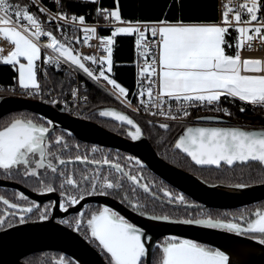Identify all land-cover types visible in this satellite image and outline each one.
Segmentation results:
<instances>
[{
  "label": "snow or ice",
  "instance_id": "6c2138e0",
  "mask_svg": "<svg viewBox=\"0 0 264 264\" xmlns=\"http://www.w3.org/2000/svg\"><path fill=\"white\" fill-rule=\"evenodd\" d=\"M181 0H172L165 5L164 18L155 21L124 20L121 15L120 0H115V7L107 9L97 7V17L103 18L115 26L110 35L99 37L101 48L106 55H81L71 46V40L66 35L62 42L52 31L45 30L39 13L48 17V22L57 21L58 30L64 35L59 21L71 24L74 31L83 33V42L88 43L96 35V27L86 24L85 15L58 11L52 13L47 8L31 0V3H15L13 0H0V62L11 65L18 73V84L23 94L33 98L42 96L41 84L37 79L36 61L41 60L42 47L58 55H47L46 63L70 62L94 81L101 78L111 85L119 96L127 98V89L115 79L106 75L113 69V44L118 34L135 35L137 56L143 59V65L137 62V88L139 104L145 111L155 109L151 115H160L167 120L186 119L191 115L189 108H205L210 111L223 112L231 116L227 108L220 107L221 97L238 99L253 106L264 107V60L242 58V51L251 50L254 40L264 43V0H222L219 22L188 20L177 17L167 19L173 3L180 6ZM60 4V0H55ZM87 3L98 4L99 0H87ZM232 29L236 33L234 42L228 40ZM152 40H148V35ZM41 37L46 38L41 43ZM158 38V39H157ZM77 43L79 37H74ZM228 49H234L229 52ZM150 57V59H149ZM22 61H26L22 62ZM87 62L97 65L93 69ZM76 90L72 95L76 96ZM146 97V99H145ZM86 99V98H85ZM55 104L57 101H50ZM129 104L131 101L128 102ZM175 104V112L173 111ZM245 109L240 108L243 112ZM101 116L113 117L115 120L127 123L135 129L130 133L133 140L141 137V129L127 115L116 111H101ZM198 120L217 118L198 117ZM151 123V122H150ZM54 123L34 121L23 115L13 116L0 123V170L6 178L13 175L22 178H33L42 193L56 191L54 184L59 181L61 196L64 201L58 204L61 211L67 212L70 206L80 203L86 195L109 196L120 190L119 182L127 178L133 185H139L145 193H150L148 184H141L137 175L124 172L119 163H113L107 158L89 160L87 156L77 155L74 161L84 164H94L97 168L91 173L81 172L79 179L75 173H68L69 163L62 155L53 151V144L60 149L67 148L63 136L51 138V128ZM159 127L168 129L169 124L160 123ZM175 148L187 154L196 165L220 167L221 163L259 165L264 174V129L245 130L241 127H203L185 126V131L175 141ZM96 151V149H93ZM133 160V157H128ZM140 164L139 160L135 161ZM108 165L109 169L120 173L116 180L109 175H101L100 166ZM261 182H264L262 180ZM70 186L75 194H66L63 189ZM236 187H246L244 184ZM135 191V189H132ZM166 196L171 193L165 192ZM20 201L28 202L23 193L18 194ZM177 199L181 203L184 197ZM0 201L9 209L18 210L21 215L19 222L25 223L26 215L39 211L40 206L34 201L24 206L10 202L4 197ZM133 211L150 220L169 221L168 215H149L139 199L133 201L127 195L123 197ZM171 202V200L169 201ZM255 218L245 220L243 224L232 221L213 219L211 216L203 219H184V224H196L210 229H223L240 235L251 234L264 244V211H256ZM49 218L48 208L40 212L39 219ZM235 219V218H234ZM84 222V213H79L75 221L76 230H80ZM5 220L0 218V225ZM60 223L67 224V220ZM85 236L90 242H96L102 253L106 254L108 264H148L150 237L142 227L130 222L119 212L109 207H101L92 211L86 222ZM160 256L155 254L151 264H230L229 256L220 249L210 248L194 240L180 239L176 236L166 237L157 246ZM63 264V261H61Z\"/></svg>",
  "mask_w": 264,
  "mask_h": 264
},
{
  "label": "trees",
  "instance_id": "16d2710c",
  "mask_svg": "<svg viewBox=\"0 0 264 264\" xmlns=\"http://www.w3.org/2000/svg\"><path fill=\"white\" fill-rule=\"evenodd\" d=\"M13 2L30 4L31 0H13ZM37 3L48 10L55 9L52 0H37ZM169 3H172V0H120L121 15L124 20L155 21L164 18V14L166 12L165 5ZM60 5L61 9L70 15H85L89 18L90 15L96 12L95 9L97 7L113 9L115 7V0H99L98 4H90L87 3V1L80 0H60ZM31 10L36 12L39 18L44 21V25H47L48 17L46 14L39 13L34 7ZM177 17H180L185 21L196 20L216 22L218 20V0H181L180 6H177L173 3L171 11L167 12V19L174 20ZM63 32L64 35L55 31L56 37L62 42L66 43L67 41L64 40V36L66 35L69 37V40H71V46L77 52L76 45L74 43V37L76 35H70V33L67 31ZM229 32L231 34L226 38L234 42L236 33L231 29H229ZM101 33L110 35L111 30H102ZM228 51L231 53L234 51V49H228ZM136 58L137 53L135 46V36L123 34L117 35L113 44V69L110 73V77L115 79L121 86L127 89L128 98H131L136 87V68L134 65ZM44 66L47 74L50 77L53 89L58 95V102L55 104L51 103L45 95L39 98H34V100H39L53 106L59 105L63 107L68 114L81 118H87L96 114L97 112L99 113V110L103 108H114L126 112L113 98H111L99 88L88 83L86 93L89 96L90 101L88 105L81 109V114H78V110L70 108L66 103V98L70 94L75 83L74 75L71 72L58 70L54 62L44 63ZM17 77L18 73L11 65L0 64V97L21 96L17 91ZM39 78L41 77L38 76V79ZM42 85L43 91L46 93L49 88V83L42 82ZM11 91L14 92L12 93ZM220 102L226 105L229 108V111L232 113L231 116L225 117L227 121L241 125L243 127L264 128V110L262 107H245L242 101H239L238 99L233 100L232 98L225 99V97H221ZM241 107L245 109L243 112L240 111ZM17 115H23L32 118L33 120L45 122L42 118L33 113L16 112L0 119V123H3L11 117ZM98 115H100V113ZM130 116L140 126L144 136L151 143L152 147L160 158L174 167L193 174L201 181L209 185L221 184L226 186H235L238 184L250 186L264 183L261 182L264 180V174H262L259 165L256 164L242 165L238 163L234 167L223 166L220 169L199 168L174 146L175 141L182 134L184 128L169 127L168 130H163L162 128L155 125H149L145 121L132 115ZM98 121H100L104 128L111 130L112 132H116L119 129L125 128L124 126L110 119V117L101 116ZM54 135H57V132ZM54 138L55 136L52 137V139ZM77 155L87 156L89 160L107 158L113 163H119L127 173H131L133 175L141 174L144 180H152L153 183H155V186L158 188H165L168 186L175 191L174 188L166 184L162 179L154 175L149 170L135 165L136 162L134 163L133 160L128 159V157L132 156L122 153V151L102 149L98 147L92 154L87 152V150L84 152L76 151V153L70 151L64 152V157L67 159H74ZM74 169L77 170L79 175L81 172L91 174L95 170L94 168L83 167L81 165H75ZM110 172V178L116 180L120 177V173L115 172V170L100 169L101 175H109ZM2 173L3 171L1 170L0 177ZM119 182L123 185L121 189L126 190L128 198L133 201L139 199V202L145 206V211L154 215H168L170 220L175 222H179L184 219H203L207 218L208 216H211L213 219L226 220L228 215L235 217L237 216L240 220L245 212L252 210V208L256 207L257 205L264 204L263 201L258 204H253L248 207L234 210H189L159 202L153 199L151 196L146 195L145 193H142L140 190L136 189L125 178L121 179ZM133 188L135 191L132 190ZM1 229L3 228L0 227V230ZM154 254L158 260L160 256L158 247H156ZM59 257H63L64 259L71 261L68 257L62 255L59 252L46 251L29 255L23 259V262L26 264H59L61 263V261L58 259ZM71 264H74V262L71 261Z\"/></svg>",
  "mask_w": 264,
  "mask_h": 264
},
{
  "label": "water",
  "instance_id": "95a60500",
  "mask_svg": "<svg viewBox=\"0 0 264 264\" xmlns=\"http://www.w3.org/2000/svg\"><path fill=\"white\" fill-rule=\"evenodd\" d=\"M99 89L110 96L105 89L101 87H99ZM101 111H116L127 115L137 126H139L127 112L114 108H103L99 110V112ZM16 112H29L45 119L46 121H53L54 127L49 126L52 129L51 135L56 129L64 130L79 141L103 148L122 151L134 156L141 162V167L149 170L162 179L166 184L193 201L191 204L174 205L178 208L189 210H234L264 201V183L250 185L243 188L221 184L209 185L196 176L170 165L159 157L151 143L144 136L140 126L139 128L142 133L141 137L138 140H133L130 133H134L135 129L127 123L115 120L113 117H110V119L127 127V137L115 134L93 122L70 115L59 105L53 106L39 100L22 97H0V119ZM199 122L219 124L217 126L203 127H226L221 126V124L226 123V120L220 118L199 120ZM243 129L261 130L264 128ZM181 153L191 160L187 154L183 152ZM72 164H82L97 168L94 164H84L79 161L72 162ZM224 165L225 164L221 163L220 167L209 165L197 166L203 169H220ZM235 165L236 164L225 166L234 167ZM103 168L109 169L108 165L100 166V169ZM123 171L125 172L124 169ZM129 182L132 184L131 181ZM134 186L145 193L143 188L139 185ZM0 187L16 189L39 204L47 201L52 196L49 194H36L17 183L1 179ZM145 194L151 195L153 198L160 200L156 195L152 194V192ZM89 203H100L112 208L130 222L143 228L147 236L150 237V240L148 241V247L150 248L148 264H151L153 250L158 241L161 238L171 236H176L180 239L194 240L211 248L220 249L229 256L230 264H264V244H260L255 239L217 229L205 228L196 224L150 220L147 217L133 212L107 196L83 199L76 207L67 211L63 216L66 214L78 213L85 204ZM56 211L57 210L55 209L51 219L19 223L0 230V264H26L23 262L25 257L46 251L59 252L68 257L75 264H108L99 251L96 250L81 234L55 220L56 218L62 217V215H59Z\"/></svg>",
  "mask_w": 264,
  "mask_h": 264
},
{
  "label": "built area",
  "instance_id": "2783aa9c",
  "mask_svg": "<svg viewBox=\"0 0 264 264\" xmlns=\"http://www.w3.org/2000/svg\"><path fill=\"white\" fill-rule=\"evenodd\" d=\"M52 2H53L54 7H55L54 10H50L52 13H56L58 11L65 12L61 9L60 4L55 3V0H52ZM221 3H222V0H218V20L216 22H219V20H220V14H221V10H222L220 7ZM65 13H67V12H65ZM67 14L69 16H71L69 13H67ZM59 24L62 26L63 31H67L70 33V35H76L75 37L80 38L79 43H77L74 39V43L76 45V49H77L78 53H80L81 55H95L97 57L106 55V53H104L102 51L99 37L107 36V35L102 34L101 31L102 30H112L115 26H126V25H122V24L113 25L111 23H108L105 20H103L102 17L98 18L97 14L95 12L92 15H90L89 18H88V16L86 17V24L88 26L96 27V29H97L96 35L92 39H90L88 41V43H84L82 31H80L78 29L74 31L73 26L70 23L65 24L64 21H59ZM44 28H45V30L52 31L55 36H56L55 31L58 33H61V30H58L57 21H55V20L51 21L50 23L47 21V25H44ZM118 35H121V34H118ZM123 35H125V34H123ZM147 39L152 40L153 38L149 34ZM45 42H46V38L41 37V43L43 44ZM41 52H42V54H44L46 56L49 54H51L53 56L58 55V54L51 53L50 50H47L43 47L41 49ZM241 55H242V58H249L250 57V58H256V59L264 60V43H261L259 40H254L252 42V45H251V50H248L247 48H245L242 51ZM149 59H150V57H149ZM138 61L141 65H143V59L137 56L135 64H134L135 68H136L135 91H134L133 95L131 96V98H128V97L125 98V102H123L120 99H118L117 97L111 95L108 92V90H106V88L99 83V81L92 80L86 74H84L81 70H79L76 66L72 65L70 62H63V59L61 58V62L59 64V66L57 67V69L60 71L71 72L74 75V80H75V83L71 89V92L68 95V97L66 98L67 105L74 110H78V114H81V109L83 107H85L86 105H88L89 101H90L89 96L86 93L87 84L90 83L97 88L101 87V88L105 89L110 94V97L113 98L120 106H122V108L129 115H132L136 118H139V119L145 121L146 123H148L149 125H155V126L159 127L160 123H167V124H169V127H182V128H185V126H198V125L217 126L219 124L201 123V122H199V120L197 118L198 117H215V118H220V119L226 120L225 117H227V115H224V113L222 111L221 112H215V111L207 110L205 108H196V107L189 108V111L191 112V115L189 117H187L186 119L175 120V121L167 120V119H165V117L160 116V115H156V116L151 115V112L155 111V109H150L149 111H145V108L139 104L140 98L138 97V95H136V93H138V88H137V62ZM87 63L93 69H98L97 65H92L91 62H87ZM37 72H38V76L41 77L38 79V81L41 84L42 96L45 95L49 101L55 100L58 102V95L56 94L55 90L53 89L50 77L47 74L44 63L42 61L38 65ZM105 73L110 74L107 72L106 68H105ZM42 82L49 83V88L46 91V93H44V91H43ZM73 90H76V92H77L76 96L72 95ZM17 91L23 98L34 100L33 97L23 94L20 88H18ZM42 96H38L35 98H39ZM145 99H146V97H145ZM129 101H131L130 104L128 103ZM243 103H244L245 107H250V108L258 107V106H253L247 102H243ZM175 107H176L175 104H173V111L174 112H175ZM220 107L221 108H227L229 110V108L221 102H220ZM259 107H261V106H259ZM262 108L264 110V107H262ZM221 126L243 127L241 125L234 124V123L229 122L227 120H226V123L221 124Z\"/></svg>",
  "mask_w": 264,
  "mask_h": 264
},
{
  "label": "flooded vegetation",
  "instance_id": "af4514ba",
  "mask_svg": "<svg viewBox=\"0 0 264 264\" xmlns=\"http://www.w3.org/2000/svg\"><path fill=\"white\" fill-rule=\"evenodd\" d=\"M100 113V112H99ZM98 112L96 113V114H94V115H91V116H89V117H87V118H81V117H78V118H81V119H83V120H87V121H90V122H93V123H95V124H98V125H100V126H102L101 125V123H100V121H98L99 119H100V117H101V115H98L99 114ZM71 115V114H70ZM45 122H46V120L45 119H43ZM34 121H38V120H34ZM38 122H41V121H38ZM41 123H43V122H41ZM103 127V126H102ZM125 127V126H124ZM104 128V127H103ZM106 129V128H105ZM106 130H108V129H106ZM127 127H125L124 129H119V130H117L116 132H113V133H115V134H118V135H120V136H123V137H127L128 135H127ZM184 130H185V128H184ZM183 130V131H184ZM109 131H111V130H109ZM183 131H182V133H183ZM57 132V135H54L55 133ZM112 132V131H111ZM53 136H63V138H64V140L67 142V145H68V147L67 148H63V149H60L59 148V146H56V145H54L53 144V151H56L57 152V154H59V155H62L63 156V158H65L64 157V152H66V151H70V152H73V153H76V151L77 152H84V151H86L87 150V152H90L91 154L92 153H94V151H93V149H96V148H98L99 146H96V145H92V144H89V143H85V142H82V141H79L78 139H76L75 137H73L70 133H68V132H66V131H64V130H60V129H56L53 133H52V135H51V138L53 137ZM71 139V140H70ZM72 139H74V140H72ZM54 140V139H53ZM100 148H102V149H109V148H103V147H100ZM76 150V151H75ZM122 153H124V152H122ZM127 154V153H126ZM128 155V154H127ZM130 155V154H129ZM132 156V155H131ZM134 159H133V162L135 163V161L137 160L134 156H132ZM66 160H69V159H67V158H65ZM71 160H73L74 161V159H71ZM74 162H78V161H74ZM75 165H81V166H83V167H91V168H94V169H96V167H92V166H88V165H82V164H72V163H69L68 165H67V168H66V170H67V172L68 173H75V175H76V178L77 179H79V177H80V175L77 173V170L76 169H74V166ZM134 165V164H133ZM135 165H137V166H139V167H141L140 166V164H135ZM134 165V166H135ZM225 166V165H224ZM223 167V166H222ZM221 167V168H222ZM123 168V167H122ZM141 168H143V167H141ZM103 169H107V168H103ZM124 169V168H123ZM125 170V169H124ZM1 171V170H0ZM126 172V171H125ZM91 173V172H90ZM191 174V173H190ZM193 175V174H192ZM3 176V177H2ZM137 176H138V178H140V183L141 184H148L149 185V187L151 188V192H152V194H154V195H156L160 200H158V199H155V198H153L151 195H149V196H151L153 199H155V200H157V201H159V202H162V203H166V204H170V205H172V206H174V205H185V204H191V203H193V201L191 200V199H189L188 197H186L185 195H183V194H181V193H179L177 190H173V189H171L170 187H168V186H166L165 188H158L157 186H155V183H153V181L152 180H150V181H147V180H144V178L141 176V174H137ZM0 179L1 180H5V181H9V182H13V183H17V184H19V185H21L22 187H24V188H26L27 190H29V191H31V192H33V193H36V194H40V195H52L51 197H50V199H48L47 201H45V202H43V203H41V204H39V203H37V202H35L36 204H38L39 206H40V208H39V211H37L36 209H34L33 210V212L32 213H30V214H25L26 215V221L25 222H32V221H41L40 219H39V214H40V212H43L44 211V209L47 207L48 208V214H49V218L48 219H51V217L53 216V214H54V210L56 209L57 211V213L59 214V215H62V217L61 218H56L55 220L57 221V222H59L60 223V221H62V220H67L68 221V223L67 224H65V223H61V224H63V225H65V226H67L68 228H71V229H73L74 231H76V232H78L79 234H81L96 250H98L99 251V253L101 254V256L104 258V260L108 263V259H107V256H106V254H104V253H102V251H101V249L97 246V243L96 242H90V240L89 239H87L86 238V236H85V233L87 232V228H86V222H87V218L89 217V215H90V213L92 212V211H95V210H97V209H99V208H101V207H107V206H105V205H103V204H100V203H89V204H85L83 207H82V209L78 212V213H71V214H66L65 216H63L66 212H64V211H61L60 209H59V207H58V204L60 203V202H63L64 201V197H62L61 196V189L59 188V181H57L55 184H54V187H56V191H54V192H52V193H42V192H40L39 191V188H40V185L33 179V178H27V179H25V178H22V177H20V176H17V175H13L11 178H6L5 177V175L2 173L1 174V177H0ZM125 179H127L126 177H125ZM134 186V185H133ZM135 187V186H134ZM136 189H138L137 187H135ZM138 190H140V189H138ZM63 191L66 193V194H75V191L73 190V189H71V187L70 186H65V188L63 189ZM141 191V190H140ZM142 192V191H141ZM165 192H169V193H171V196H166L164 193ZM21 192H19L18 190H16V189H13V188H7V187H0V197H4L5 199H8L10 202H15V203H20V204H22V205H24V206H27V204L28 203H30V202H33V200H31V199H29L28 198V202H24V201H20L19 199H18V194H20ZM143 193V192H142ZM125 195H127V192H126V190H124V189H120V190H118V191H116V192H114L113 193V195H109V196H107V197H109V198H111V199H113V200H115V201H117L118 203H120V204H122L123 206H125V207H127L128 209H130V210H132V208L129 206V204L127 203V201H123L122 202V200H123V197L125 196ZM147 195V194H146ZM97 196H99V195H91V196H88V195H86L85 197H84V199H87V198H90V197H97ZM179 196H183L184 197V202L183 203H181L180 201H179V199H177ZM171 200V202H169ZM82 201V200H81ZM80 201V202H81ZM58 203V204H57ZM79 204V203H78ZM78 204H76V205H73V206H70L69 208H68V211L69 210H71V209H73L74 207H76ZM174 207H176V206H174ZM178 208V207H177ZM199 210H202V209H199ZM133 211V210H132ZM84 213V222L81 224V226H80V230L79 231H77L76 230V227H75V221H76V219H78L79 218V213ZM133 212H135V211H133ZM147 212V211H146ZM135 213H137V212H135ZM149 215H154V214H152V213H149V212H147ZM137 214H139V213H137ZM21 215V213H19L18 212V210H13V209H9L6 205H4L3 203H2V201H0V218H3L4 220H5V223L3 224V225H0V227L1 228H3V229H5V228H8V227H10V226H13V225H16V224H19L20 222H19V216ZM140 215V214H139ZM144 217H147L148 218V216H144ZM235 218V219H234ZM47 219V220H48ZM169 221H171V220H169ZM224 221H232V222H236V223H240V221H239V217H235V216H230V215H228V218L226 219V220H224ZM244 222H242L241 224H243ZM3 229H1V230H3ZM217 230H221V231H225V230H223V229H217ZM227 232V231H226ZM229 233H232V232H229ZM234 234H236V233H234ZM238 235H240V234H238ZM242 236H246V237H249V238H252V239H255V240H257L258 241V238H253L252 237V235L251 234H247V235H242ZM166 238V237H165ZM165 238H161L159 241H158V243H157V245H156V247L158 246V245H160L163 241H164V239ZM156 247L154 248V250H153V254H154V251H155V249H156ZM209 247V246H208ZM211 248V247H210ZM153 254H152V256H153ZM152 260V259H151ZM61 261V260H60ZM62 261L63 262H66V264H71V261H69V260H66V259H64L63 257H62ZM75 264V263H74Z\"/></svg>",
  "mask_w": 264,
  "mask_h": 264
},
{
  "label": "rangeland",
  "instance_id": "374dc122",
  "mask_svg": "<svg viewBox=\"0 0 264 264\" xmlns=\"http://www.w3.org/2000/svg\"><path fill=\"white\" fill-rule=\"evenodd\" d=\"M80 1H87V0H80ZM106 75H109V76H110V74H106ZM99 83H100L101 85H103V86L106 88V90H108V92H109L111 95H113V96L117 97L118 99H120L121 101L125 102V97H121V96H119V93H118L116 90H114V89L112 88L111 85H108L107 82L104 81L102 78H101V80L99 81ZM11 92L13 93L14 91H11ZM1 97H9V96H1ZM20 97H21V96H20ZM22 98H23V97H22ZM121 107H122V106H121ZM73 116H74V115H73ZM76 117H77V116H76ZM200 126H202V125H200ZM242 128H249V127H242ZM258 210H259V211H264V204L257 205L256 207L252 208V210H249L248 212H245V213L243 214V217H241V219L239 220L240 223L245 222V220H247V219H249V218H255V217H254V213H255L256 211H258ZM162 243H163V242H162ZM162 243H161V244H162ZM58 259L62 261V258H61V257H59ZM59 264H61V263H59ZM63 264H66V262H63Z\"/></svg>",
  "mask_w": 264,
  "mask_h": 264
},
{
  "label": "crops",
  "instance_id": "0c3cea01",
  "mask_svg": "<svg viewBox=\"0 0 264 264\" xmlns=\"http://www.w3.org/2000/svg\"><path fill=\"white\" fill-rule=\"evenodd\" d=\"M0 46H4L5 47V52H4V55H7V50H8V45L7 44H4V43H2V42H0ZM42 53V52H41ZM45 58H46V55H44V54H42L41 55V60H38V61H36V65H37V68H38V65H39V63L42 61V62H44V63H46L45 62ZM22 62H25L26 63V61H22ZM0 64H3L2 62H0ZM37 70V69H36ZM37 79H38V72H37ZM17 87L18 88H20L19 87V84H18V77H17Z\"/></svg>",
  "mask_w": 264,
  "mask_h": 264
}]
</instances>
